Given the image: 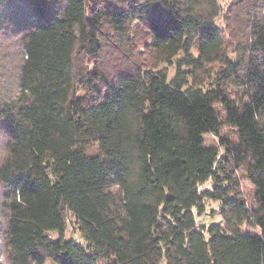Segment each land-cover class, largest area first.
Returning a JSON list of instances; mask_svg holds the SVG:
<instances>
[{
	"label": "trees",
	"instance_id": "obj_1",
	"mask_svg": "<svg viewBox=\"0 0 264 264\" xmlns=\"http://www.w3.org/2000/svg\"><path fill=\"white\" fill-rule=\"evenodd\" d=\"M240 8L227 32L220 0H0L9 264H264V0Z\"/></svg>",
	"mask_w": 264,
	"mask_h": 264
},
{
	"label": "rangeland",
	"instance_id": "obj_2",
	"mask_svg": "<svg viewBox=\"0 0 264 264\" xmlns=\"http://www.w3.org/2000/svg\"><path fill=\"white\" fill-rule=\"evenodd\" d=\"M220 2L222 5V11L223 12H222L221 16L217 19L218 25L221 28H223L224 30H226L227 32H229L231 30L239 29V27H240V31H241L242 25H244V20H243V15L241 13H237V11H243V9H241V8L236 9V15H238L243 20V21H240L238 18L234 17V14L232 11H228L229 5L231 4V0H220ZM9 12L12 16H14L13 10L10 9ZM32 19H33V17L31 18V20ZM136 29H137L136 33L140 34L139 28L136 27ZM232 56H234V55L232 54ZM164 66L168 68L171 76L175 73V66H171V65H167V64H165ZM206 138L209 142H217V139L212 134L206 135ZM241 177H242V185H243L244 192L247 194L249 200L251 201V200H253L254 188L244 176L241 175ZM210 186H211V182L208 181L207 183L202 185V188L205 189V188H208ZM1 197H2V194H1V189H0V200H1ZM218 209H219V203L218 202L207 200L205 213L198 217L199 225H205L206 226L204 233L206 234L207 238H209L208 228L212 224H219V225L223 224L221 216L217 213ZM213 210H215L216 213ZM67 223L68 224H67V230L65 233V237L66 238H72V239L79 241L80 243L83 244V246L87 249L88 252L92 251V246L87 241L88 237L86 236L85 231L77 223L75 216L71 212L67 213ZM3 226H4V218H3L2 209L0 206V264H9L7 261L6 247L4 245V239H3V233H2ZM245 229H251L253 231L259 230L258 228H251V227H247V226L245 227ZM48 234L54 239L58 238V236H59V233L56 230L48 231ZM46 264H55V263L53 262V260L48 259L46 261Z\"/></svg>",
	"mask_w": 264,
	"mask_h": 264
}]
</instances>
